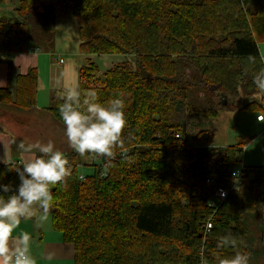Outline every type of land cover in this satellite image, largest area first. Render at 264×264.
<instances>
[{
  "label": "trees",
  "instance_id": "trees-1",
  "mask_svg": "<svg viewBox=\"0 0 264 264\" xmlns=\"http://www.w3.org/2000/svg\"><path fill=\"white\" fill-rule=\"evenodd\" d=\"M56 14L76 18L81 53L130 59L99 74L87 57L79 70L82 93L95 90L103 103L122 94L127 123L110 164L100 156L101 166L80 179L72 150V174L51 188V225L73 246V264H200L202 255L215 264L217 254L236 251L264 264V166L242 165L241 185L215 199L241 166L245 143L216 146L209 129L227 107L264 118V98L252 100L264 69V0H15L0 13V61L8 65L0 109L35 107L36 68L13 76L10 56L51 43ZM62 91L46 110L63 129ZM16 167L0 164V183L17 185ZM224 235L237 248L217 249Z\"/></svg>",
  "mask_w": 264,
  "mask_h": 264
},
{
  "label": "clouds",
  "instance_id": "clouds-1",
  "mask_svg": "<svg viewBox=\"0 0 264 264\" xmlns=\"http://www.w3.org/2000/svg\"><path fill=\"white\" fill-rule=\"evenodd\" d=\"M249 61L254 62V58L249 57ZM253 82L264 92V69L255 74ZM61 99L58 111L69 147L81 156H102L110 164L113 149L122 146L121 132L127 123L122 94L117 93L103 103L95 90L82 93L77 84L63 89ZM11 143L30 155L21 161L22 167H16L17 185L0 183V264H36L31 251L32 235L26 231L13 233L22 220H34L39 229L50 226V209L56 204L51 188L65 182L72 174V165L52 140L28 144L12 140ZM237 246L238 241L232 235L220 237L216 245L217 249ZM47 258L51 259L52 255ZM214 259L215 264H249L247 253L242 251H236L231 257L217 254ZM200 264L211 262L202 255Z\"/></svg>",
  "mask_w": 264,
  "mask_h": 264
},
{
  "label": "crops",
  "instance_id": "crops-1",
  "mask_svg": "<svg viewBox=\"0 0 264 264\" xmlns=\"http://www.w3.org/2000/svg\"><path fill=\"white\" fill-rule=\"evenodd\" d=\"M40 52V49H38L36 51L14 53L10 56L14 69L13 76L17 75V73L25 74L30 68H36L38 85L36 104L31 110L23 113H9L8 109H0V161H4V163L0 162V164L21 163L22 160L27 159L30 155L22 152L16 143H11L12 140L25 144L34 143L36 140H41L42 142H47L48 140L67 142L63 129L56 124L46 110L48 106L45 107V103L49 102V97H51L49 95L53 90L63 88V85L68 82H72V85H74L75 80L66 76L65 72L62 71L63 69H60L58 65L54 67L52 62L48 63L47 57L44 54L41 55ZM57 63L62 64L58 61ZM44 65H47L45 67L47 70L46 74L43 72ZM7 68V60H1L0 81H3V85H0V87H4L7 84ZM42 90L47 93L46 100H44V96L40 97V91ZM261 98H264V96ZM35 154L37 155V153ZM20 231H26L33 237L31 251L36 259V264H73V246L62 241L61 234L58 235L52 228L51 221L48 228L39 229L36 227L34 220H22L13 235L18 234ZM49 254L52 255L51 259L47 258Z\"/></svg>",
  "mask_w": 264,
  "mask_h": 264
},
{
  "label": "rangeland",
  "instance_id": "rangeland-1",
  "mask_svg": "<svg viewBox=\"0 0 264 264\" xmlns=\"http://www.w3.org/2000/svg\"><path fill=\"white\" fill-rule=\"evenodd\" d=\"M14 1L15 0H5L3 4H0V13L11 10L14 6ZM54 28L55 33L51 43L41 41L39 43V49L41 51L40 54H44L47 57L48 63L52 62L54 67H57L58 65L60 69H63L62 71L65 72L66 76L75 80L74 85H72V82L64 84L63 88H60L63 90L78 84L79 70L81 69V66L87 65L85 64L86 57H91L92 55H85L79 51L77 20L71 14H56L54 18ZM259 49L264 61V43L259 44ZM58 58H62L64 62L58 64ZM90 60L96 66L97 73L99 74L104 73L117 63L125 60L130 61L129 57L122 55H94ZM45 67H47V65L43 66V72L46 74L47 70ZM84 70L86 71V69ZM51 94L52 93H50L49 96H51ZM42 96H44V100H46L47 93L45 90L40 91V97ZM263 96L264 92H261L258 89L252 100H259ZM242 102L243 97H238L236 99L237 105H241ZM45 104V107H47L49 102ZM256 114L257 111L252 110L230 109L229 107L223 108L219 111L218 117L212 120L211 126L209 127L213 135V144L216 146L232 145L238 141L245 143L240 155L241 165L244 166H264V134H262L264 132V121L261 123L258 122L256 120ZM54 144L57 148L63 151L66 156L72 152V149L67 142L56 141ZM101 164L102 159L96 154H86L85 156L80 155L77 170L81 174H91L93 167L101 166ZM57 234L60 235L59 232H57Z\"/></svg>",
  "mask_w": 264,
  "mask_h": 264
},
{
  "label": "built area",
  "instance_id": "built-area-1",
  "mask_svg": "<svg viewBox=\"0 0 264 264\" xmlns=\"http://www.w3.org/2000/svg\"><path fill=\"white\" fill-rule=\"evenodd\" d=\"M36 50H38V49L35 48V47H32V48L29 49L28 52L36 51ZM57 61L59 63H62L63 59L62 58H58ZM257 120L264 121V118L262 116H258ZM16 166L20 167V163H16ZM244 175H245V170H244L242 165L239 166L238 168H236L235 170H233L230 173V178H229L230 186L229 187H220V186H218V187H216L214 189V194L213 195H214L215 199H218L219 201L225 199L227 197V195H228L230 190H232L233 188L241 185ZM79 178L83 179V174L79 175ZM206 182L208 184H214L212 179H208V180H206ZM221 193H223V195H221ZM214 202H215V200H214ZM212 205H217V203L216 202L212 203ZM211 227H212V220H211V218H209L206 221V223L203 225L204 233L205 234L208 233L210 231Z\"/></svg>",
  "mask_w": 264,
  "mask_h": 264
}]
</instances>
